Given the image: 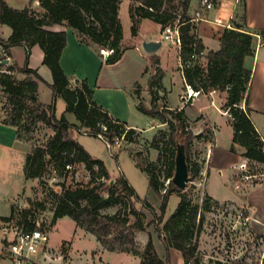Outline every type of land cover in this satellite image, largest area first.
<instances>
[{"label": "trees", "instance_id": "16d2710c", "mask_svg": "<svg viewBox=\"0 0 264 264\" xmlns=\"http://www.w3.org/2000/svg\"><path fill=\"white\" fill-rule=\"evenodd\" d=\"M34 1L30 0L29 6L18 9L11 7L5 0H0V25H7L12 30L6 40L0 38V41L9 53L10 48L18 45H25L27 50L24 66L11 61L6 65L5 71H0V94L5 99L2 106L4 114L0 117V122L15 127L19 139L32 143L24 164L26 180L43 178L49 165L55 174L63 178L59 184L60 191L53 190L55 205L49 228L59 218L69 217L77 226L93 234L103 248L111 252L137 255L140 257L139 264H171L170 248L181 251L185 261H190L198 246L196 242H192L198 206L190 203L188 195L173 183L172 178L175 172V154L180 144L185 147L191 180L198 177L200 164L195 162L189 166V153L197 135L190 127L185 108L159 104L164 77L159 59H155L154 73L148 80L151 106L147 107L142 101L140 85L135 89V94L139 99L138 109L166 126L155 134L151 145L159 150L172 149L166 175L169 183L165 187L159 180L156 163H138L149 175L150 185L161 199V214L154 215L153 223L158 237L164 242L165 258L159 255L152 233L148 234L143 249H140L136 239V232L147 230L144 209L152 210L151 204L137 194L125 176L114 178L105 163L93 157L74 137L76 133H87L96 137L103 135L113 140L116 136L124 135L125 141L133 142L140 132L100 105L94 99L93 89L87 80L71 85L61 64L67 45V32L47 29L55 24L69 26L77 31L83 42L113 50L105 61L115 63L125 51L119 15L121 0H38L42 10L32 8ZM190 2L191 0H130L132 34H139L144 19L159 23L162 29L181 23L180 57L187 84L199 94L226 92L223 108L228 112L234 129L230 150L234 152V145L240 144L245 148V158L264 165V140L251 118V109L247 106L252 71L246 68L245 59L254 54V33L247 30L245 9L232 27L224 29L220 49L210 50L206 54V64H202L200 59L205 47L196 35V24L190 21ZM261 33L264 35V30ZM36 44L43 49V63L53 75L51 87L54 99L63 98L66 111L72 112L78 123L70 122L65 113L58 116L55 102L45 104L41 101L39 85L44 80L36 69L29 67L28 62L31 48ZM193 53L198 55L196 60L191 59ZM2 67L0 65V69ZM18 73L23 76L20 77ZM44 126L51 128L53 133L41 144L34 135ZM78 165L84 166L89 179L69 185L67 180L69 177L74 178ZM262 184L264 185V175ZM163 189L165 191L162 193ZM173 194L180 196V202L163 227H160ZM140 202L143 204L141 208L137 207ZM30 203L29 207L24 208L13 205L10 216L3 217V221L16 218L25 228H36L40 220L36 217V212L43 209L44 204L42 201ZM112 208L117 209L113 213L107 212ZM193 261L199 264L198 259Z\"/></svg>", "mask_w": 264, "mask_h": 264}, {"label": "crops", "instance_id": "0c3cea01", "mask_svg": "<svg viewBox=\"0 0 264 264\" xmlns=\"http://www.w3.org/2000/svg\"><path fill=\"white\" fill-rule=\"evenodd\" d=\"M5 1L11 7L18 9L30 5V0L26 2L24 7L14 6L11 4L10 0ZM37 1L38 0H35L33 3L37 4ZM124 1L125 0H121L120 9ZM200 1L201 0H191L188 11L191 17L194 15L195 10L200 7ZM214 1L216 2L215 8L207 11L204 14V18L196 22V35L205 47L201 59L204 58L207 60L206 54L210 50L220 49L221 37L224 29L227 27L226 25H233L234 21H238L245 9L247 30L254 33V54L247 56L245 59L246 68L252 71L247 106L251 109V118L264 140V47L256 48L258 42L257 34H261L262 37H264L261 33V31L264 30V0ZM37 9L42 10L39 5ZM217 18H221L223 23H217L215 21ZM147 20L152 22L150 19L142 20L139 34L135 36L132 32L129 36H126L123 26V45L125 51L121 59L112 64L105 61V57L101 54L100 47L83 42L75 29L59 24L48 26L47 29L67 32V45L61 57V64L69 77L71 85L74 86L82 80H87L88 84L93 89L94 99L111 114L116 113L121 115L118 111L128 110L129 115H132L133 110L135 108L138 109L139 99L135 94V89L140 85L148 91V80L154 73V61L157 58L160 62L159 66L164 71L162 80L163 88L160 90L162 99L160 101L164 99L165 103L171 108H185L189 120H194L203 115L201 109L203 110L205 106H201L199 110H196V106L200 100L207 96L198 94L191 102L187 101L189 85L183 75L182 60L180 57L181 46L170 41H163L165 29H162V26L157 22H155L157 23L156 30L151 32L147 30V32L144 33L143 25ZM130 22V25H132V21ZM11 32L12 30H7L5 25H0V38L6 40ZM145 39H161L163 45L157 52L147 53L142 47V42ZM9 55L11 58L10 62L14 61L19 66H24L27 57L26 46L18 45L10 48ZM43 60L44 51L41 46L39 44L32 46L28 62L29 67L36 69L44 80L40 81L39 85L41 101L45 104H52L55 102L56 107H60L63 111L62 114L65 113L70 122L78 123V120L74 119L76 116L72 112L66 111V102L64 99L61 97L54 99V91L51 87L53 84V75L50 68L43 63ZM98 66L99 68H96ZM96 69H98L97 72L95 71ZM79 71H82V77H84L82 80H77V78H75V75H79ZM179 85L182 87V91L179 93L181 102L179 104H173L170 101L171 94L174 87ZM166 92L167 96H165ZM216 94L217 91H213L210 93V97H207L211 99V104L215 107L218 102L220 105H223L226 101L225 94L223 96H217ZM220 111L223 115L229 116L222 108ZM128 119L131 118L128 117ZM124 121L143 135L144 131L153 128L154 125L157 126L159 120H154V124L146 129L144 128V130L137 124L129 122L128 120ZM210 123L214 134L213 140L209 142L208 155L211 170L209 179L211 181V196L217 201H224L230 198L240 202V205L247 204V208L249 207L251 209V214L254 217L256 215V217L264 220V206H260L261 202L264 201L263 184H259L253 188H245L240 191L228 185V182H230L234 174H244V169H242V167L246 162H249L244 156L245 148L240 144H235V151L232 152L230 148L233 144V134L227 142H222L221 128H217V123L212 118ZM160 124L162 123L160 122ZM31 148V142L18 138L15 127L0 122V246L5 238L2 231L4 222L3 217L10 216L13 205H25L22 197L27 196L29 191L28 187L35 182L34 179L26 180L24 173L25 159ZM239 188L241 187L239 186ZM6 209L9 210V213L3 214V211ZM145 212L148 214L147 211ZM62 219L63 218H59L52 228L56 227L58 222ZM75 225V232H81L83 238L92 237L96 239L93 234L77 226L76 222ZM52 228H50V230ZM148 232L152 233L159 255L165 258L166 248L164 242L156 236L150 228H147L146 231L136 232V239L139 241V244L141 246L146 244ZM74 243L75 239L66 240L56 248L49 240L51 253L41 254L33 264H53L54 262L73 264L75 258H80V260L84 259V264H115L112 261V256L118 253L137 259L140 263L139 256L127 252L108 251L101 246L97 239L94 248L91 249V253H88L85 249L84 252L76 250L78 251L76 253L74 250ZM175 251L178 253L180 252L174 248H170L169 250L171 264H175ZM0 258H4V256L0 255ZM182 262L186 264L184 256H182Z\"/></svg>", "mask_w": 264, "mask_h": 264}, {"label": "rangeland", "instance_id": "374dc122", "mask_svg": "<svg viewBox=\"0 0 264 264\" xmlns=\"http://www.w3.org/2000/svg\"><path fill=\"white\" fill-rule=\"evenodd\" d=\"M27 1L28 0H10L12 5L18 7H24ZM32 8L37 9L38 5L33 3ZM120 19L122 26H124L126 36H129L132 32L130 25L131 18L129 12V0H125L121 6ZM5 27L9 31L11 30L9 26L5 25ZM156 29L157 23L153 21L151 22L147 20V22L143 25L144 33H146L147 30L148 32H151ZM200 61L202 64L206 63L204 58L200 59ZM6 67V65H3L0 71H5ZM96 68H99V66ZM97 70L98 69L95 71L97 72ZM81 72L82 71H79V75H75L77 80L84 79ZM18 75L20 77L23 76L22 73H18ZM181 91L182 87L180 85L174 87L170 100L173 104H179L181 102L179 95ZM224 94L226 96V92L217 91L216 95L223 96ZM201 95L210 97V94ZM165 96H167V92L165 93ZM207 97L200 100L196 106V110H199L201 106H205L203 110L201 109L203 115L190 121V127L193 131L201 132L193 140L189 153V166L191 167L193 163L197 162L201 166V171L198 177L189 182V186L184 189V192L188 195L190 203L198 206L197 220L193 226L192 242L197 243L198 246L196 250H199L200 253L217 255L218 257L223 258L236 256L246 251V249H249L250 254L248 253L246 257L252 259L253 264H257L264 255V220L256 217V215L254 217L251 214V209L249 207L247 208V204L240 205V202L230 198L224 201H217L210 193L211 181L209 179L211 176V170L208 155L210 146L209 142L213 140V130L210 120L211 118L215 120L217 128H221L222 142H227V140L230 139V136L234 134V129L231 124L230 117L223 115L220 111L221 108L224 110L223 106L226 101L223 105H220L218 102L215 107L211 104V99ZM141 99L147 107L151 106V96L143 86L141 87ZM192 99L193 98L187 101L191 102ZM4 101V97L0 94V117L4 114L2 110ZM159 104H165L164 99L160 101ZM56 109V114L61 116L63 111L60 107H56ZM118 112L121 115L116 113L112 114L122 120H128L129 122L137 124L142 130L150 127L154 124V120H157L155 117L145 114L137 108L133 110L132 115H129L128 110H121ZM128 117L131 119H128ZM74 119L77 120L76 117ZM165 127L166 126L160 124V121H158L157 126L154 125L153 128L144 131V136L140 132L136 141L127 142L123 140L120 148L117 146L109 148L102 138L87 133H76L74 136L93 157L98 158L105 163L114 178L125 176L129 183L134 187L137 194L151 204L152 210L148 208L144 209V211L148 212V214H146L145 221L148 223L147 228H150L156 236L158 235L153 221L155 219L154 215L161 214V199L150 185L149 175L138 166V163H156V172L159 175L160 182L164 183V187L168 185L169 180L166 175L168 162L172 158V149L165 148L166 150H159L151 145L155 134ZM52 133L53 131L51 128L44 126L35 132L34 137L42 144ZM242 169H244V174H234L232 179H230V182H228L229 187L240 191L245 188H253L254 186L262 184L264 175V165L262 163L249 161L246 162ZM88 179L89 173L87 170L83 165H78L76 166V174L74 175V178L69 177L67 183L72 185L76 182H86ZM34 180V184H31L28 187L29 191L27 196L22 197L25 205L20 204L18 206L20 208L29 207L31 201H42L44 208L36 212V217L43 220L45 225L48 226L52 219V211L55 205L53 190L60 191L59 184L63 181V178L55 174L54 171H52L51 165H49L45 170L43 178ZM111 183H113V181H111ZM239 186L241 188H239ZM163 192L164 189L162 190V193ZM180 199V196L177 194L171 195L163 222L159 225L160 227H163L164 223L176 210ZM263 202L264 201L260 204L262 207L264 206ZM137 207L141 208L143 207V204L140 202L137 204ZM6 208L10 209L9 207ZM8 209L3 211V214H8ZM116 209L117 208L108 209L107 212L113 213ZM240 215H242V217H249L248 220H246V229L232 230L233 223L240 222L241 225L244 222ZM14 220L17 219L15 218ZM75 231L76 225L74 220L69 217H63V219L58 222L57 226L50 230V243L58 248L64 241L75 239V251L80 250V252H84L85 249L88 253H91V249L94 248L96 239L92 237L83 238L81 232ZM149 233L150 232H148V234ZM143 247L144 245H140V249H143ZM78 251H76V253ZM182 256L183 254L181 251L179 253L175 251V264H183ZM112 261L115 264H139V260L133 259L132 257L121 253L113 254ZM84 263V259L80 260V258H75L73 264ZM0 264L14 263L11 259L4 256V258H0ZM53 264L63 263L54 262Z\"/></svg>", "mask_w": 264, "mask_h": 264}, {"label": "built area", "instance_id": "2783aa9c", "mask_svg": "<svg viewBox=\"0 0 264 264\" xmlns=\"http://www.w3.org/2000/svg\"><path fill=\"white\" fill-rule=\"evenodd\" d=\"M37 4L40 5V2L37 1ZM215 6L216 2L214 0H201L200 7L195 10L194 15L190 18V21L196 24L197 21L204 18V14L207 11L215 8ZM215 21L219 24L223 23L221 18H217ZM180 24L181 23L177 22L175 25H168L164 30L163 41H170L181 46L182 40L179 31ZM226 26L232 27L230 24ZM257 37L258 42L256 48L264 47V37H262L261 34H257ZM112 52L113 50L101 49V54L105 58ZM6 58H10L8 49L0 41V61ZM197 58V53H193L191 59L196 60ZM198 94V91H195L189 86L187 93L188 100L196 97ZM99 136L106 142L109 148H113L114 146L120 148L125 137L124 135L116 136L113 138V140H109L103 135ZM240 217L243 218L244 222L241 225L240 222L233 223L232 230L246 229V220H248L249 217H242V215H240ZM2 231L5 235V238L0 246V255L11 259L14 264H33L37 261L41 254L51 253V249L49 247L50 228L49 225H43L41 220L37 222L36 228L32 230L20 225L17 220L14 219L4 221L2 225ZM248 253L250 254V251L249 249H246V251L236 256H228L223 258L218 257L217 255L200 253L199 250H196L193 259H198L199 264H237V262L238 264H253L252 259L246 257ZM243 254L244 257L242 258ZM193 259L186 262V264H197L193 261ZM257 264H264V255Z\"/></svg>", "mask_w": 264, "mask_h": 264}, {"label": "water", "instance_id": "95a60500", "mask_svg": "<svg viewBox=\"0 0 264 264\" xmlns=\"http://www.w3.org/2000/svg\"><path fill=\"white\" fill-rule=\"evenodd\" d=\"M163 45L161 39H152V40H143L142 47L147 53L157 52ZM10 63V58H6L0 61V65H8ZM201 132H195L196 135H199ZM172 181L181 189H186L191 182V177L189 175V167L186 159V151L183 145H179L177 149V154L175 157V172L172 178ZM244 254L242 255V258ZM30 264V263H28Z\"/></svg>", "mask_w": 264, "mask_h": 264}]
</instances>
